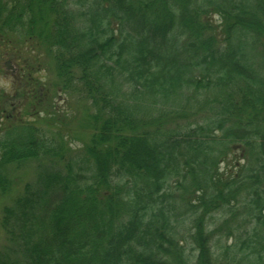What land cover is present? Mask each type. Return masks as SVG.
<instances>
[{"label": "trees", "instance_id": "16d2710c", "mask_svg": "<svg viewBox=\"0 0 264 264\" xmlns=\"http://www.w3.org/2000/svg\"><path fill=\"white\" fill-rule=\"evenodd\" d=\"M6 37L0 264H264V0H0ZM54 94L82 102L66 162L22 118L62 121Z\"/></svg>", "mask_w": 264, "mask_h": 264}, {"label": "rangeland", "instance_id": "374dc122", "mask_svg": "<svg viewBox=\"0 0 264 264\" xmlns=\"http://www.w3.org/2000/svg\"><path fill=\"white\" fill-rule=\"evenodd\" d=\"M213 20L217 22L218 18L214 17ZM44 65L41 66L42 70L38 74L40 76L41 81L45 83L48 89L53 92L54 88H51L52 83L55 81L54 75L50 71L51 69V63L48 59L43 58ZM54 100L53 103L56 106V109L58 113L60 114V117H63L64 119L62 121H55L52 126H50V123H44L39 122L44 115L40 118L22 116L24 120L30 121V123L33 124L36 128H38L43 135L45 136L48 144H53L55 147H59L60 144L63 146L65 152L67 153L64 161L66 162L71 156L77 157V154L79 149L82 146V142L80 139L76 136V131L79 119L81 118V114L83 111L82 105L77 97L69 96L67 94H59L57 96L54 94ZM53 95V96H54ZM10 114L11 117H16L15 114H17L18 111H20V105L21 99L19 98V95L15 93V87L13 86V92L10 95ZM19 113V112H18ZM75 119L76 121L72 120ZM37 121V122H36ZM39 122V123H38ZM1 124V123H0ZM1 135V134H0ZM72 136V137H71ZM76 137V138H75ZM54 140V141H53ZM238 155V154H237ZM46 168L50 167V161L46 160ZM45 161V162H46ZM44 162V163H45ZM39 171V167L37 162L30 161L25 164L21 165H12L10 167H7L6 174L15 182V192L19 193L21 192L23 186L27 183H33L36 179L37 173ZM16 195V194H15ZM10 204V201L6 198H2L0 196V219L2 216V209L5 206H8ZM5 245L4 241V235L0 230V250ZM186 252H190V246L186 244Z\"/></svg>", "mask_w": 264, "mask_h": 264}, {"label": "flooded vegetation", "instance_id": "af4514ba", "mask_svg": "<svg viewBox=\"0 0 264 264\" xmlns=\"http://www.w3.org/2000/svg\"><path fill=\"white\" fill-rule=\"evenodd\" d=\"M8 38L3 40V57L0 61V68L4 76H10V55L8 47ZM10 95L3 91H0V123L3 124V128L9 126L11 114H10ZM0 124V127H1ZM5 126V127H4Z\"/></svg>", "mask_w": 264, "mask_h": 264}, {"label": "clouds", "instance_id": "9594fccd", "mask_svg": "<svg viewBox=\"0 0 264 264\" xmlns=\"http://www.w3.org/2000/svg\"><path fill=\"white\" fill-rule=\"evenodd\" d=\"M0 91L8 93L9 95L13 92V80L11 76H4L0 74Z\"/></svg>", "mask_w": 264, "mask_h": 264}]
</instances>
